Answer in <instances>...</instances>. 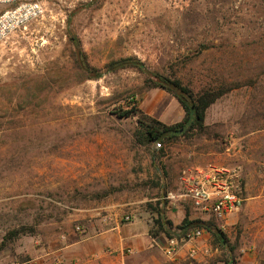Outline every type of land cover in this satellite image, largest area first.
Wrapping results in <instances>:
<instances>
[{"label":"rangeland","instance_id":"1","mask_svg":"<svg viewBox=\"0 0 264 264\" xmlns=\"http://www.w3.org/2000/svg\"><path fill=\"white\" fill-rule=\"evenodd\" d=\"M42 1L44 12L0 44V264L61 242L117 255L103 236L117 232L157 242L146 264H264V0ZM72 36L101 79L78 68ZM129 58L195 95L231 91L204 133L143 146L138 118L117 113L136 106L168 125L186 113L140 70L106 71ZM211 167L240 175L242 207L222 219L183 197ZM161 200L174 236L186 217L212 221L233 254L205 230L196 244L173 237L171 259ZM120 240L128 264H142L140 239Z\"/></svg>","mask_w":264,"mask_h":264},{"label":"trees","instance_id":"2","mask_svg":"<svg viewBox=\"0 0 264 264\" xmlns=\"http://www.w3.org/2000/svg\"><path fill=\"white\" fill-rule=\"evenodd\" d=\"M71 41L75 48V60L78 68L87 75L89 80L101 79L103 77V72L99 69L92 68L85 60V54L83 53L80 40L77 37L72 36ZM128 68H135L146 74L154 87L162 88L173 95L179 101L186 113L185 117L180 122L171 125L147 116L136 106H134L132 110H123L117 113L118 117L122 119L134 116L138 118L139 127L135 137L140 145L143 146L157 144L158 146L163 147L168 140L184 137L192 132L204 133L206 130L205 123L208 110L221 97L231 91L230 87L221 86L218 89L205 90L204 92H201V94L195 95L190 89L183 86L179 80H172L153 73L147 70L142 61L133 58L111 62L106 66V71L118 72ZM166 204V201L161 200L162 207L158 210L161 233L169 238H182V236L193 229H204L211 233L215 237L216 242L225 247L230 255L233 254L232 248L227 245L226 236L212 221H206L204 219L191 220L189 217H186L181 226L178 227V229L181 230V233L174 236L171 232L172 222L166 217ZM230 257L231 258L226 261L225 264L236 263L235 259L232 256Z\"/></svg>","mask_w":264,"mask_h":264},{"label":"built area","instance_id":"3","mask_svg":"<svg viewBox=\"0 0 264 264\" xmlns=\"http://www.w3.org/2000/svg\"><path fill=\"white\" fill-rule=\"evenodd\" d=\"M43 12L42 0H0V44ZM194 182V186L189 187L183 197L192 199L201 212L222 219L242 207L244 200L240 196V175L237 170L211 167L207 171L201 170ZM204 234V229L196 228L186 233L182 241L196 244ZM178 246L177 238L168 241L166 254L171 259L175 258ZM199 251L202 250L193 245L190 255L194 257ZM127 252L133 254V250Z\"/></svg>","mask_w":264,"mask_h":264},{"label":"crops","instance_id":"4","mask_svg":"<svg viewBox=\"0 0 264 264\" xmlns=\"http://www.w3.org/2000/svg\"><path fill=\"white\" fill-rule=\"evenodd\" d=\"M102 236V235H101ZM103 236L108 240H113V244H109L108 246L111 247V250L114 252H119L117 255H109L104 256L102 251L100 250L97 252L95 247H92L90 241H86L83 243H76V244H65L63 242L59 243L58 245L50 244V245H43L38 250L39 253L36 254L35 257H31V259H25L22 263L18 264H128L129 256H125L122 254V246L121 240L122 238L125 239L126 243L128 241H132L134 238L140 239L138 242L134 243L136 247L142 246L145 248L144 256L139 257V261L142 264H146L144 261L146 258L148 259L150 256L153 255L154 249L156 246L154 243H157L155 240H150L149 238H144L142 234L138 236H130V237H122L117 232V235L111 234H103ZM92 241V240H91ZM129 243V242H128ZM98 254V255H97ZM96 256V257H95ZM145 257V258H144ZM79 261V262H78Z\"/></svg>","mask_w":264,"mask_h":264}]
</instances>
